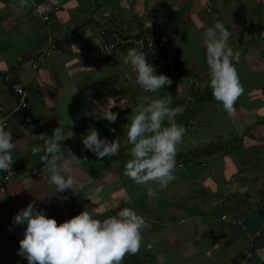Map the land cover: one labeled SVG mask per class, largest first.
<instances>
[{
  "label": "crops",
  "instance_id": "0c3cea01",
  "mask_svg": "<svg viewBox=\"0 0 264 264\" xmlns=\"http://www.w3.org/2000/svg\"><path fill=\"white\" fill-rule=\"evenodd\" d=\"M208 2L214 3L217 18L205 9ZM217 20L232 32L230 44L241 53L235 66L244 91L233 113L221 102L209 106L206 125H216L212 136L198 137L188 128L192 141L182 143L176 160L197 150L192 155L200 158L199 165L179 164L166 188L144 185L156 193L149 197L145 188H132L125 172L97 173L83 159L72 166L79 184L57 192L47 182L40 159L44 153L32 152L56 127L74 133L62 147L82 159L76 141L83 131L95 127L107 137L118 133L127 138L122 133L144 99L170 94L184 108L190 99H200L206 108L214 101L203 35ZM111 34L163 41L178 67L157 74L173 83L146 92L122 63L128 49L102 50ZM46 49L51 54L38 62ZM19 84L27 94V109L15 112ZM113 99L111 110L119 113L115 123L124 122L125 129L95 119L93 101L111 107ZM0 115L8 116L16 144L13 165L19 167H12L16 174L0 187V264H28L18 255L26 226L15 224L13 217L32 202L58 224L83 210L104 219L120 208H134L149 226L143 229L140 251L126 253L123 264H245L242 252L250 244L257 264H264V0H28L24 6L20 0H0ZM207 145L213 151L202 149ZM112 166L121 170L120 162ZM98 185L103 192L91 199ZM252 233L258 235L250 242Z\"/></svg>",
  "mask_w": 264,
  "mask_h": 264
},
{
  "label": "clouds",
  "instance_id": "9594fccd",
  "mask_svg": "<svg viewBox=\"0 0 264 264\" xmlns=\"http://www.w3.org/2000/svg\"><path fill=\"white\" fill-rule=\"evenodd\" d=\"M20 3L24 6L28 0H20ZM231 36L232 32L219 20L208 26L203 35L211 77L209 87L215 100L221 102L229 113L235 111L234 104L244 91L235 66L241 53L231 46ZM122 63L131 67L136 74V82L146 92L155 93L173 83L168 76L157 74L155 66L137 47L122 55ZM93 103L97 105L93 110L97 121L103 118L110 123L116 122L119 113L111 110L116 105L115 99L111 107L100 105L98 101ZM171 104L170 94L152 99L142 105L127 124L131 158L125 164L124 174L137 184L155 182L163 189L175 178L178 145L182 143L186 129L176 120L179 109H174ZM73 135L71 130L65 133L56 127L43 146L32 149L34 155L44 153L40 159L46 166L47 182L55 185L57 192L73 190L79 184L71 174L72 166L85 160L71 149L62 147L63 141ZM81 140L84 148L97 158L117 156L121 147L119 139L109 141L102 138L95 127L83 134ZM15 148L6 119L0 116V172H11ZM102 192L103 185L96 186L91 199L100 198ZM147 194L149 197L156 195L150 186ZM13 221L26 226L19 241L18 255L28 264H123L126 253L137 254L140 251L143 229L149 226L143 216L127 206L104 219L95 218L90 211L83 210L58 224L56 219L45 214L44 209L38 210L35 202L19 210Z\"/></svg>",
  "mask_w": 264,
  "mask_h": 264
},
{
  "label": "built area",
  "instance_id": "2783aa9c",
  "mask_svg": "<svg viewBox=\"0 0 264 264\" xmlns=\"http://www.w3.org/2000/svg\"><path fill=\"white\" fill-rule=\"evenodd\" d=\"M36 11L40 13L39 7H35ZM205 9L208 13L211 14L213 18H217L218 14L214 11V3L208 2L205 4ZM43 12V11H42ZM44 21H48V17L44 16ZM132 47H137L140 51L146 54L149 63H152L157 73L168 71L170 73H174L178 67V59L176 56L169 51L165 43L163 41H153L143 38H131V37H121L118 34H111L102 44V50L106 53H112L117 49H130ZM51 54L49 50H45V52L38 57V62L42 61L46 57ZM16 95L18 96V102L15 109V112L23 111L27 109V94L24 90V87L19 84L14 88ZM5 117L7 127L8 124V116L7 115H0ZM27 123H30V119H27ZM15 170L12 168L11 172H4L3 175H0V187L3 188L6 182L15 175ZM226 217H222L225 219ZM247 232V231H246ZM258 233H252L248 235V240L250 242L253 241V238L256 237ZM252 245L250 244L247 249H244L242 254L244 257L245 264H254L256 263L252 252H251Z\"/></svg>",
  "mask_w": 264,
  "mask_h": 264
},
{
  "label": "rangeland",
  "instance_id": "374dc122",
  "mask_svg": "<svg viewBox=\"0 0 264 264\" xmlns=\"http://www.w3.org/2000/svg\"><path fill=\"white\" fill-rule=\"evenodd\" d=\"M197 93H198L199 97L202 94V92H197ZM204 93L209 94V89L207 88ZM192 98H195V97H192ZM151 100L152 99H146L145 101H143L140 104V106L136 107V108H138L137 112L140 110L142 105L149 103ZM213 100L214 101L210 105H208L207 108L202 103H200V99H190L188 101V103H186V106H187L186 108H184L182 106V104L180 103V99L173 100L172 102H175V101L178 102V104H176V106H178L177 109H179L180 114L184 113L185 109L187 110L186 113L183 115V118L186 121V123L190 122V125L187 126L183 122H181V124L187 128H190V126H191L192 128H190L189 131L192 130L193 132H196L198 137H201V136L207 137L208 136L207 134H209L210 136L213 135V132H215V129H212L211 127L216 126L213 123H212L211 127L206 125V122H210L208 120V118H209V115H210L211 110H212V109H210L209 106H211V108H212V106L215 103L216 104H217V102L219 103V101H216L215 98ZM195 105H196V107H195ZM203 110H204V112H203ZM128 116H130V115H128ZM115 124L116 125L120 124V127H122V129L126 128V127L122 126L124 124V122L115 123ZM83 132L84 133H82L81 136L83 134H86L87 131H83ZM187 133H188V130H186V132L184 134L182 143L184 141H192L191 139H189L187 137V135H186ZM99 134L102 138L106 137L107 139H110L109 141L114 140V139L120 140L121 147H120V151H119L118 155L113 156V157L93 158L92 155L90 154V151H88L87 149L84 148V145H83L82 140H81V136H79L78 140L76 141V146L78 148H80V151L82 153V155H81L82 159L89 160L88 165H91L92 167H94L96 169L97 173L102 171L103 174H107L108 171H112V170H114L116 172L119 171L121 173H124L125 172V164L128 160L127 157H128V155H131L130 152H126L127 148L125 147V145H127V142H128L127 138L125 136L124 137L118 136V133H112L113 135H108V137H107V135H106L107 133L103 132L102 130H99ZM115 134H117V135H115ZM182 143L180 145H178V151H180L181 147L183 146ZM212 147L213 146H211V145H207L205 147H202V149L203 150H205V149L209 150V149H212ZM128 148L131 149V145H129ZM183 148H184V146H183ZM125 155H127V157L125 159H122V158H124ZM112 161H113V164H112ZM115 161L120 162L121 170H119L118 166H115V168L112 166V165H114ZM196 161L197 160H195V162ZM193 168H195V166H193ZM129 179H130V183L132 184V188H134L135 190H138V191H140L142 188H145L144 192H147V187L146 186L144 187V184H137L131 178H129ZM0 249H1V244H0Z\"/></svg>",
  "mask_w": 264,
  "mask_h": 264
},
{
  "label": "trees",
  "instance_id": "16d2710c",
  "mask_svg": "<svg viewBox=\"0 0 264 264\" xmlns=\"http://www.w3.org/2000/svg\"><path fill=\"white\" fill-rule=\"evenodd\" d=\"M146 99H144V101H145ZM181 104H182V102H180ZM176 104H178V102L176 103V102H174L173 104H172V106L171 107H175L176 106ZM24 111V110H23ZM186 109H185V111H184V113H182V114H178L177 113V116H176V120H177V122L178 123H181V122H183L185 125H187V126H189L190 125V122H187L186 123V121L184 120V118H183V115L186 113ZM21 112V111H20ZM185 129L186 130H188V128L187 127H185ZM126 134V132L125 133H123V135H125ZM208 151H213V149H209ZM197 152V150L196 151H194V153H196ZM194 153H188V154H186V155H182V156H180L179 157V161L180 160H182V158L183 157H186V158H184L182 161V163H179V161H177V166H176V169H177V167H178V165L179 164H186V165H194V166H198L199 165V157L198 156H195V155H192V154H194ZM92 155V157L93 158H97L96 156H95V154H91ZM187 156H189V157H187ZM191 156V157H190ZM190 159H193V161L192 160H190ZM195 160H197L196 162H195ZM12 167H14V168H18L19 169V167H18V165L17 164H15V165H13ZM257 262L258 261H256V263H254V264H257Z\"/></svg>",
  "mask_w": 264,
  "mask_h": 264
}]
</instances>
